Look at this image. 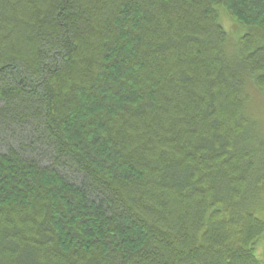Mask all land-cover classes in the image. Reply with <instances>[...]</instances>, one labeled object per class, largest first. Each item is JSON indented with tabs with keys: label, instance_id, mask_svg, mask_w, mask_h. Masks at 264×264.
<instances>
[{
	"label": "trees",
	"instance_id": "1",
	"mask_svg": "<svg viewBox=\"0 0 264 264\" xmlns=\"http://www.w3.org/2000/svg\"><path fill=\"white\" fill-rule=\"evenodd\" d=\"M251 85L264 0H0V264H264Z\"/></svg>",
	"mask_w": 264,
	"mask_h": 264
},
{
	"label": "rangeland",
	"instance_id": "2",
	"mask_svg": "<svg viewBox=\"0 0 264 264\" xmlns=\"http://www.w3.org/2000/svg\"><path fill=\"white\" fill-rule=\"evenodd\" d=\"M220 21L229 35V44H237L239 39L246 34L247 29L232 20L223 8L218 9ZM248 114L251 119L264 132V90H259L254 86L248 88ZM258 217L264 220V209L258 212ZM258 259L264 261V236L256 246Z\"/></svg>",
	"mask_w": 264,
	"mask_h": 264
}]
</instances>
